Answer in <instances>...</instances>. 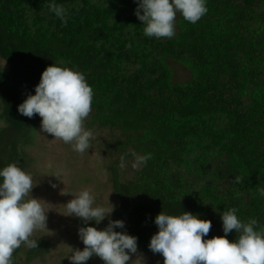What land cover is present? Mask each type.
Listing matches in <instances>:
<instances>
[{"label": "trees", "instance_id": "trees-1", "mask_svg": "<svg viewBox=\"0 0 264 264\" xmlns=\"http://www.w3.org/2000/svg\"><path fill=\"white\" fill-rule=\"evenodd\" d=\"M49 2L0 0V168L24 166L41 118L18 106L54 63L85 75L94 96L84 126L109 129L119 160L151 154L128 181L115 163L108 168L120 199L110 219L138 237L137 254L153 253L162 211L210 220L205 239L224 235L225 208L264 226V0H207L195 24L177 13L170 39L144 35L134 0H55L66 22ZM227 238L236 239L235 230ZM34 240L26 261L17 262L19 247L12 264L48 251V242Z\"/></svg>", "mask_w": 264, "mask_h": 264}, {"label": "clouds", "instance_id": "clouds-1", "mask_svg": "<svg viewBox=\"0 0 264 264\" xmlns=\"http://www.w3.org/2000/svg\"><path fill=\"white\" fill-rule=\"evenodd\" d=\"M137 4L135 15L143 22L146 37L172 38L175 35V20L179 13L185 21L197 23L207 14V0H134ZM49 10L61 21L66 22L67 10L50 0ZM61 64L63 62H60ZM18 106L19 114L41 118L40 132L62 140L77 153H85L92 146L93 133L86 130L84 121L92 111L93 89L85 75L75 68L48 66L43 71L39 84ZM54 139V140H55ZM131 167L139 169L151 159V154L140 155L131 152ZM127 161L120 158V168ZM239 183V178L236 180ZM56 187V185H52ZM33 177L16 163L0 168V264H12L14 251L25 244L37 248L32 237L34 231L47 228L46 202L29 194L33 189ZM264 196V189L260 190ZM74 198L64 206L66 217L79 218L83 226L78 229L83 250L73 249L67 258L70 264H87L98 257L103 264H136L142 261L138 256V237L130 235L123 220L110 219L114 211L96 205L90 190H82L72 195ZM223 236L205 239L212 222L202 219L200 214L183 211L179 215H169L162 211L154 223L158 228L148 245L154 254L163 257V264H264V226L257 219L243 221L238 217V209L225 208L219 214ZM106 218L108 224L103 229L88 226L90 222L100 225ZM120 229V231H117ZM237 233L231 242L230 233Z\"/></svg>", "mask_w": 264, "mask_h": 264}, {"label": "rangeland", "instance_id": "rangeland-1", "mask_svg": "<svg viewBox=\"0 0 264 264\" xmlns=\"http://www.w3.org/2000/svg\"><path fill=\"white\" fill-rule=\"evenodd\" d=\"M1 64L6 70V64L3 61ZM40 128L36 133L35 144L24 148L27 158L21 168L33 177L34 188L27 198L32 195L46 202L43 206L45 212H48L47 228L34 231L30 239H43L48 242V251L30 263L70 264L67 258L72 254V248L83 250L85 247L78 236L82 220L64 216L66 210L63 205L74 198L72 195L87 189L94 196L96 205L109 210L113 206L115 210L120 205V199L113 190L112 176L108 168L115 163L124 181L135 178L138 169L131 167L133 158H126L125 168L119 167L120 154L112 147L113 136L109 129L93 130L85 127L92 131L93 140L89 151L81 154L73 151L62 140L40 132ZM20 247L22 250L17 255V262L24 263L29 247L23 243ZM138 256L143 258L145 264H163V258L154 253L133 255L132 261ZM101 261L98 257H93L87 264H101ZM136 264H142V261H137Z\"/></svg>", "mask_w": 264, "mask_h": 264}]
</instances>
